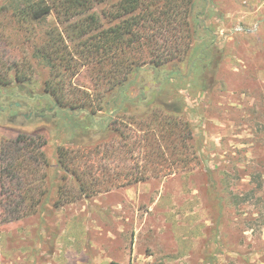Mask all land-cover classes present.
<instances>
[{
  "label": "rangeland",
  "instance_id": "1",
  "mask_svg": "<svg viewBox=\"0 0 264 264\" xmlns=\"http://www.w3.org/2000/svg\"><path fill=\"white\" fill-rule=\"evenodd\" d=\"M102 11L24 24L0 0V150L22 134L48 162L36 170L40 208L15 220L2 214L18 190L0 160V264H264V0H192L186 33L140 24L104 63L82 54L111 27ZM38 101L54 110L43 120ZM176 102L171 123L191 131L186 163L181 129L158 106ZM85 126L91 138L71 144ZM61 186L74 202L57 205Z\"/></svg>",
  "mask_w": 264,
  "mask_h": 264
},
{
  "label": "trees",
  "instance_id": "2",
  "mask_svg": "<svg viewBox=\"0 0 264 264\" xmlns=\"http://www.w3.org/2000/svg\"><path fill=\"white\" fill-rule=\"evenodd\" d=\"M160 1L161 0H8V3L12 14L20 20V23L24 24L42 22L55 11H57L60 17L70 18L80 15L82 12L85 13L94 6L101 7L103 9L102 13L111 19V27L85 40L82 44L85 49H83L82 54L85 53V56L91 54L100 56V58L103 59H99L98 61L104 63L109 62V60L114 62V59L105 58L115 53L117 49L123 52L124 47L130 46L133 40L139 37V28L143 26L140 24L150 23L152 25H159L160 27H179L186 33L187 26L190 24L187 20L191 11L192 0H162V3ZM137 12L138 14L135 15ZM88 18H90L89 26L98 24V20L94 19V17ZM117 20H120V22L115 23ZM88 32H90V28L84 30L82 37L84 38ZM189 32L188 30V34ZM128 35H131L132 38L126 40L125 37ZM45 44L46 48L51 52V55L55 56V58H60V61L64 65L63 68L67 71H71L70 61L67 60L65 57L66 54L63 52L64 49L62 48L61 38L55 39L54 37L53 39V36H50ZM157 60L158 61L154 63L156 66L162 64L161 59ZM2 67V63L0 62V76H2ZM121 71H123V67ZM109 74H115V71ZM100 76H98V78ZM104 77L107 78L108 75L106 74ZM3 80L4 79L0 78V84L5 83ZM16 80L20 82L23 81L20 76H18ZM158 106L159 109H162L163 113L168 115L166 119L170 120L169 123H171L170 118H177L183 115L182 105H180V103L176 102L171 105L160 103ZM97 124L100 123L98 122ZM171 124L173 130L180 128L179 123H177V126L175 124L173 125V123ZM92 126L93 128L96 127L95 124ZM91 128L92 127L85 126L84 128L78 129L69 142L75 145H82L84 138H91ZM180 129V138H182L181 143L184 145L183 149H185L184 159L181 163H186V159L188 160L187 151H189L187 142L191 137V131L187 126ZM104 131L106 130L104 129ZM88 142L91 143L92 140ZM90 143L89 145H91ZM42 145H45V142L42 143ZM59 152L60 165L67 172L68 166L66 165V161L69 160L67 158L70 156V153H67L63 149H59ZM0 160L2 165V178L9 179L11 185L18 190L17 192L12 191L11 193V195L13 192L17 193L14 201L10 198L6 201H2V214H5L7 217L20 214V217L15 218V220L34 216L37 213L36 209L40 208L41 199L48 193V191L46 189L43 190L41 186H39V188L35 186L38 181L35 179L37 174L36 170L40 164H44L45 167L48 166L45 155L40 151L36 139L28 138L20 134L14 140L3 142L0 150ZM143 179L144 177H140L137 178L136 181L139 182ZM73 180H75V183L80 188L79 191L82 193L86 189L84 186L85 183L82 181L83 179L74 176ZM1 189L4 192V185H2ZM2 197L4 198V194ZM74 200L71 189L64 186L58 189V206L72 203Z\"/></svg>",
  "mask_w": 264,
  "mask_h": 264
},
{
  "label": "flooded vegetation",
  "instance_id": "3",
  "mask_svg": "<svg viewBox=\"0 0 264 264\" xmlns=\"http://www.w3.org/2000/svg\"><path fill=\"white\" fill-rule=\"evenodd\" d=\"M33 97H34V96H32V98H33ZM42 108H43V110H42ZM16 109H17V110L20 109V104L16 107ZM34 109H36L37 111H39L38 117H39L40 119H42V120L44 119V115H42L44 111H45V112H48V113H52V112L54 111L53 109H49L48 106H43V104H42L41 101H38V104L34 107ZM19 116H20L19 114H15V115L12 117V119L15 120V119H17ZM22 116H24V117L26 118V115H22ZM29 116H30V118H31V117H32V113H30Z\"/></svg>",
  "mask_w": 264,
  "mask_h": 264
}]
</instances>
